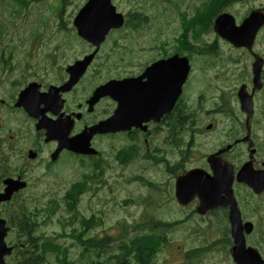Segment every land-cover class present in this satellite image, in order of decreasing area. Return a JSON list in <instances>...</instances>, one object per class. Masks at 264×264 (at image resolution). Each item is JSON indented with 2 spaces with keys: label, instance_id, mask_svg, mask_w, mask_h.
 Listing matches in <instances>:
<instances>
[{
  "label": "flooded vegetation",
  "instance_id": "flooded-vegetation-1",
  "mask_svg": "<svg viewBox=\"0 0 264 264\" xmlns=\"http://www.w3.org/2000/svg\"><path fill=\"white\" fill-rule=\"evenodd\" d=\"M187 1L166 0L168 5L176 8ZM235 1L224 0L218 5L216 14L228 12ZM152 4L147 0L139 10L143 22L148 20L144 9ZM212 7L213 0L194 1V11L199 8V12L205 13L202 26L195 23L193 26L188 18L194 16L193 12L182 21L186 25L182 23L171 29L166 25H138L132 20L131 25H125L121 31H112V39L100 45L84 73L63 91L56 89L69 81L68 67L92 50L73 46L72 50L36 56L26 65L28 81L22 86L18 79L10 77L12 71L20 67L6 66L2 63L6 59L0 58V193L5 191L8 182L26 183L24 190L13 191L7 202L0 203V212L16 210L22 200L41 202L47 197V203L57 193L54 180L57 169L84 158V155L67 149L58 150V139L46 140L42 123L54 121L60 125L64 136L72 138L113 116L119 107L134 109L133 115L140 107V123L124 131L97 133L90 140L92 147L100 154H108L120 168L134 164L141 170L152 169L153 179L138 176L141 185L171 194L166 200L175 206L176 217L172 222L161 217H142L140 221L145 225L156 221L172 223L178 234L166 238L163 233L146 232L143 258L137 255V262L149 264V257L154 255L157 259L153 264H234L230 256L232 237L226 194L228 183L225 182L230 171L234 175L232 190L242 222H252L254 230L250 235L254 234L255 241L262 246L264 191L253 193L252 189L238 183L235 175L247 161L261 176L264 175V53L254 50L255 44H264V27L257 31L250 50L245 46L235 48L226 42L230 48L241 50L242 55L249 54L247 59L229 58L231 64L241 65L236 69L231 91L234 94L230 97L229 80L225 78L228 60L220 58L217 76L207 72L219 58L217 40H206V31L211 27L207 24L214 13ZM183 11L188 14L186 9ZM135 12L129 9L128 17L132 18ZM197 32L201 34L197 36ZM197 46L211 48L214 55H210L211 58L196 57ZM180 56L188 58L190 71L175 97V83L171 79L165 80V73L159 72L158 63ZM257 57L262 59L259 73L262 86L253 90V62ZM196 61L202 73L194 76L191 74ZM172 69L173 72L177 70L170 67L168 71ZM107 82H110V93L95 98L96 89ZM31 83L36 86L27 100L35 107L33 115H29L17 99L20 91ZM242 84L252 95L253 111L249 118L237 100V89ZM44 95H48L47 102L43 101ZM168 101L172 105L166 110ZM158 107L165 110L159 119L148 117V111ZM212 135L214 145L210 150L194 151L197 139H208ZM250 150H254L252 157ZM194 169L200 172L191 174V188L201 193L211 188L216 193L203 203L205 207L201 205L198 193L184 204L176 201L177 179ZM149 180L156 183L150 184ZM38 187L44 188L38 191ZM19 235L17 232L14 237ZM114 243V237L110 235L109 248ZM260 245L249 244L264 257V246ZM94 264L100 262L95 260Z\"/></svg>",
  "mask_w": 264,
  "mask_h": 264
},
{
  "label": "rangeland",
  "instance_id": "rangeland-1",
  "mask_svg": "<svg viewBox=\"0 0 264 264\" xmlns=\"http://www.w3.org/2000/svg\"><path fill=\"white\" fill-rule=\"evenodd\" d=\"M85 1L86 0H14L16 6L21 7L19 16L11 10L10 5L7 3L9 0L5 3L0 1V56L7 55L8 51L6 50V46H8L11 56L15 58L14 60H19L23 63L26 60L29 61V58L34 56L33 53L35 52H32L30 48L38 47L40 48V52H45L47 48L54 46L55 43L72 39L76 44L79 43L85 46L83 41L76 34L74 35V27L72 25V20L76 11ZM194 1L195 0H189L185 3L182 2L179 8H176L168 5L166 0H151L153 4L144 9L148 15V20L144 25L147 24L146 26L151 27L166 25L168 27L167 29L178 27V25L182 23V13L184 15H190L194 12ZM112 3L116 6L117 11L122 13H126L130 9L129 3L126 1L114 0ZM261 5H264V0H248L245 4H242V1L238 0L229 6L228 12L232 10L241 18L250 8L259 7ZM62 9L63 11L60 15V19L53 17L57 16ZM184 9L188 11V14L184 13ZM232 14L234 15V13ZM61 19L63 20V27L67 28V30H63L62 33L57 32V24ZM68 28L72 29V39L70 35H67V31H69ZM213 38L214 33L208 32L206 40L211 41ZM217 44L219 58L214 60L216 64L207 69V72L212 74L213 77L217 76L220 58H226L228 60V65L226 67L228 72H226L225 78L229 80L231 92L235 84L236 69L240 68L241 65L235 66L231 64L232 62L229 58L243 57V59H247L249 54L242 55L241 50L230 48L228 44L221 39L217 41ZM106 46L107 44L105 47ZM255 49L264 53V44H255L254 50ZM3 52H5V55L2 54ZM248 62L250 63L251 61ZM199 66V62L196 61L193 72L194 76L202 73ZM193 89L196 91L195 87ZM213 145V135L208 139L201 137L196 140L194 151H208ZM109 159L110 164L105 168L103 173L93 178L97 185L89 191H86L80 197V200L77 202L80 203L75 206L74 211L70 212L69 210L59 209V203L47 208H33L29 206L31 212L37 213V221L43 223L39 228V232L48 233V238H57L58 242L68 248L70 256L79 251L77 241L70 235L73 227L81 225V216L77 210L85 217L93 215L92 221H95L94 223L90 222L89 224H91V226L88 225L86 229L82 226L81 230L86 238L92 236L107 238L112 235L116 242L127 239L128 235L135 232L136 228L133 225L138 223L137 221L141 222L140 219L142 217H161L165 218L167 222H172L173 218L176 217L174 204L166 200V198L171 196L170 193L167 191L162 193L161 190L155 188L149 190L143 187L137 179L138 176L142 175L149 179H153L151 177L153 174L152 169L141 170L134 164L128 165L125 168H120L111 158ZM90 172V163L86 159L83 162V169L72 163L61 172H58L55 181L56 188L59 190V196L61 197L66 194L72 182L84 179V175ZM134 179H136V181H134ZM43 188L44 187H38L37 190L40 191L43 190ZM28 191H30V189ZM46 200L47 197H43L41 203H45ZM60 204L65 205V200L60 201ZM60 220L65 222L64 226L61 225ZM165 230L166 238H174L178 234L175 231V225H173L172 230H170V228H166ZM58 232H66V235L54 238V234ZM138 232H140V230H138ZM230 239L233 244V239ZM249 240L256 242V237L251 236ZM262 246H264V244ZM14 259L15 257L9 258L8 264H14ZM42 263L54 264V258L50 257L49 259V257H47ZM130 264L136 263L131 262Z\"/></svg>",
  "mask_w": 264,
  "mask_h": 264
},
{
  "label": "water",
  "instance_id": "water-1",
  "mask_svg": "<svg viewBox=\"0 0 264 264\" xmlns=\"http://www.w3.org/2000/svg\"><path fill=\"white\" fill-rule=\"evenodd\" d=\"M73 24L75 25L78 34L86 39L87 41L93 43L98 47V44L104 39V36L108 33L110 28L120 27L123 24V17L121 14L116 13L114 7L110 4L109 0H89L83 8L77 13L73 20ZM264 24V14L261 10L252 11L249 16H247L239 26L234 24V20L230 15H221L219 16L214 25V30L220 34L222 37L228 39L235 46H245L248 49H251L252 42L254 40L255 33ZM96 51V50H95ZM94 51V52H95ZM94 55V53L85 57L84 61H80L76 63L75 67H73L72 71V81H74L79 75H81L89 59ZM262 61L258 57L253 62V73L254 78L253 82L255 87H258L259 83V73ZM170 67H175V72L173 69L168 71ZM179 68V69H178ZM189 66L186 58L179 59H168L163 63L158 65V70L161 73H165V80L171 79L175 83V97L179 94L180 87L186 78ZM109 93V85H105L101 88L100 94H108ZM29 93L23 92L20 95V100L24 103V107L31 112V107L28 103L25 104V98ZM240 97L245 96L244 87H242L238 93ZM172 105L171 101L167 102L168 110ZM243 108L247 111L248 114L251 113V104L245 99H242ZM134 110V109H133ZM165 110L162 107H158L156 110L150 109L148 111V117L153 118L155 120L159 119L160 115ZM133 113L135 111H131L128 108H120L116 112V117L108 119L100 123L98 132L105 131H114L127 129L134 123H140L142 121V116L136 114L135 117L137 120L133 121ZM137 113H141V108L139 107ZM112 120L116 121V125H113ZM49 134L52 132V125H46ZM83 134L80 135L82 139ZM91 136V133L87 135L84 142H81L80 139H62L61 145L62 147H66L71 150H76L81 153H96L93 149L89 147L88 139ZM50 137V136H49ZM86 143V144H85ZM227 149V148H226ZM242 174L245 173L243 168L240 170ZM191 173L188 172L186 175L181 177L176 182L175 187V196L177 201L180 204H184L189 200V197H192L195 194H199L201 205L208 199L210 196L214 194L211 191V188L205 189V191L198 192L194 191L191 188ZM249 181V180H248ZM252 183L251 181H249ZM205 207V205H203ZM3 221H0L2 224ZM230 223H231V233L234 238L235 248H237L233 254L234 260L238 264H263L264 259L259 255V253L252 248H245L244 243V233L243 229L246 232H250L252 229L251 223L247 222L242 225L240 220V214L235 208L232 210L230 215ZM6 229L3 226H0V264L4 263V256L10 252V248H7L5 243L3 242V238L5 236Z\"/></svg>",
  "mask_w": 264,
  "mask_h": 264
},
{
  "label": "trees",
  "instance_id": "trees-1",
  "mask_svg": "<svg viewBox=\"0 0 264 264\" xmlns=\"http://www.w3.org/2000/svg\"><path fill=\"white\" fill-rule=\"evenodd\" d=\"M0 1L4 3L7 2V0H0ZM223 1L224 0H213V7H212L214 10L213 17L217 12L218 5L221 4ZM7 3H9L11 10L17 16H19L21 12V7H17L16 4L14 3V0H9V2ZM135 16H137V18L140 19L139 14ZM204 16H205V13H203V11H200V12L198 11L193 17H188V18L192 21L193 26H194V23L202 26L204 24L203 23ZM213 17L210 18L207 25H209V23L210 24L212 23ZM185 19H187V16L184 18V20ZM140 21H138V24L143 23ZM183 24L186 25V23H183ZM6 48H8V46H6ZM93 169L103 170V165L96 162L93 166ZM91 181H92L91 176L90 177L85 176L83 179V183L82 181L80 182L78 180L70 186L69 192L71 193L67 196V204H66L70 211H72V209H75V206H76V204H72L73 197L74 196L76 197L80 192L82 193L86 188V184ZM21 214L23 216H27L24 210L21 211ZM31 217H32V213L29 217H26V218L32 219ZM94 222L95 221L93 220L92 223ZM60 223L62 226H64L65 222L63 220H60ZM80 223L81 225L73 227L70 233L71 237L79 243L81 241V234L83 233V231L81 230L82 226L84 227V229H86L88 225L91 226V224H89L88 221L85 222L84 224H82V222ZM133 226L136 228L140 225L134 224ZM163 226H166V225H163ZM27 228L29 231L28 239H25L24 241L20 242L23 246L17 247L16 245L15 247L14 253L17 256V259H14V264H43L42 262H44L47 259V257H49V259L50 257L54 258V264H78V262H75V260L72 259V256L69 255L70 251L68 250V248L65 247L62 243L57 241L56 237L66 235V232L54 234V238L56 239L42 240L40 236H33L32 234L33 229H34L33 225L27 224ZM103 238H106V237H103ZM88 240L90 242L89 245H92L91 247L94 246V248H96L97 250L99 248L96 247V244H98L100 248L104 246V241L99 240L97 236L89 237ZM136 242H138L140 245L141 240H137ZM128 248H130V243L126 241H123L121 245L117 246L116 257H115V261L113 264H122V262L120 261V258L126 256V251L128 250ZM133 249L137 250L135 247ZM89 251H91V248H89ZM118 252L121 255L118 254ZM86 255L87 254H85L84 256ZM112 257H113L112 255H107V259H111ZM139 258H143V257H139ZM103 264H108V263H103Z\"/></svg>",
  "mask_w": 264,
  "mask_h": 264
}]
</instances>
